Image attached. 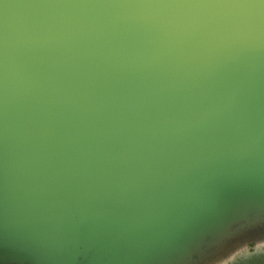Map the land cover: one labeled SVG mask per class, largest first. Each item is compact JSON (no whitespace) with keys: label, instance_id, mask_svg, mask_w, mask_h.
Instances as JSON below:
<instances>
[{"label":"water","instance_id":"95a60500","mask_svg":"<svg viewBox=\"0 0 264 264\" xmlns=\"http://www.w3.org/2000/svg\"><path fill=\"white\" fill-rule=\"evenodd\" d=\"M248 223L264 0H0V264H192Z\"/></svg>","mask_w":264,"mask_h":264},{"label":"rangeland","instance_id":"374dc122","mask_svg":"<svg viewBox=\"0 0 264 264\" xmlns=\"http://www.w3.org/2000/svg\"><path fill=\"white\" fill-rule=\"evenodd\" d=\"M252 225L254 226L255 223L241 225V228L247 230H239L230 234L219 245L211 249L205 256L199 257L192 264H216L217 261L229 260V258V264H240L242 259L251 260L252 257L264 254V249L258 252L256 248V245L264 243V239H262L264 237V225H258L254 228ZM234 253L235 255H233Z\"/></svg>","mask_w":264,"mask_h":264},{"label":"clouds","instance_id":"9594fccd","mask_svg":"<svg viewBox=\"0 0 264 264\" xmlns=\"http://www.w3.org/2000/svg\"><path fill=\"white\" fill-rule=\"evenodd\" d=\"M256 248L257 251L260 252L261 249H264V243L256 245ZM233 255H235V253ZM229 261L230 258L229 260L217 261L216 264H229ZM257 262H259V264H264V254L252 257L251 260L242 259L240 264H257Z\"/></svg>","mask_w":264,"mask_h":264},{"label":"snow or ice","instance_id":"6c2138e0","mask_svg":"<svg viewBox=\"0 0 264 264\" xmlns=\"http://www.w3.org/2000/svg\"><path fill=\"white\" fill-rule=\"evenodd\" d=\"M262 239H264V237H262Z\"/></svg>","mask_w":264,"mask_h":264}]
</instances>
